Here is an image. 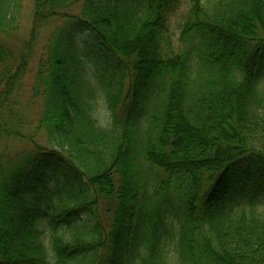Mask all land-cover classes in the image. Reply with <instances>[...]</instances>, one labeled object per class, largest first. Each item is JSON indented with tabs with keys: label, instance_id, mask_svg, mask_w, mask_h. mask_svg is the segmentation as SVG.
<instances>
[{
	"label": "trees",
	"instance_id": "trees-1",
	"mask_svg": "<svg viewBox=\"0 0 264 264\" xmlns=\"http://www.w3.org/2000/svg\"><path fill=\"white\" fill-rule=\"evenodd\" d=\"M180 1L0 0V264H264V0Z\"/></svg>",
	"mask_w": 264,
	"mask_h": 264
},
{
	"label": "rangeland",
	"instance_id": "rangeland-1",
	"mask_svg": "<svg viewBox=\"0 0 264 264\" xmlns=\"http://www.w3.org/2000/svg\"><path fill=\"white\" fill-rule=\"evenodd\" d=\"M31 2L32 0H18L19 3V9H18V14H17V19L19 22V32L17 34V39L21 41L22 39L29 38L30 36V27H31ZM189 0H181L180 1V6L177 8V10L171 15V18L168 23V27L171 32V38L173 39L174 46H177L178 43V35H179V24L185 19L186 17V12L189 8ZM73 13L76 12V10L72 11ZM63 21L62 20H54V22H51L50 24H47L44 26V28L40 31V36L37 40V46H36V56L34 60L31 62L29 65V71L24 76L23 80V90L21 93V102L20 105L18 106L20 111L25 115L27 113L32 120L31 122L34 123L36 120L37 116L40 114V101L36 100L34 102L33 100L29 99L30 96V91H31V85L33 82V74L36 68V63L37 59L39 56H42L44 46L46 44V40L49 37L50 33L52 30L55 29L56 26L60 25ZM100 113L101 116H108V111L104 106L100 107ZM38 142L43 143L42 140H39ZM10 149L13 150L14 152L16 150H23L26 148L32 147V144L28 143V141H23V142H15V143H9ZM100 216L104 218V214L101 215V212L99 211ZM103 213V212H102Z\"/></svg>",
	"mask_w": 264,
	"mask_h": 264
}]
</instances>
